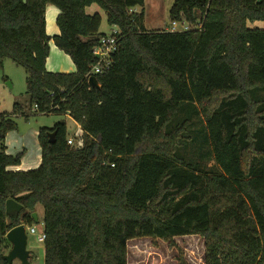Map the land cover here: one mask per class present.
Returning a JSON list of instances; mask_svg holds the SVG:
<instances>
[{"label": "trees", "instance_id": "trees-1", "mask_svg": "<svg viewBox=\"0 0 264 264\" xmlns=\"http://www.w3.org/2000/svg\"><path fill=\"white\" fill-rule=\"evenodd\" d=\"M47 3L59 9L57 34L46 30ZM93 3L120 30L98 86L86 75L104 35L100 12H86ZM144 5L0 0V66L9 58L27 74L29 104L12 114L62 113L82 129L69 144L65 120L41 127L39 166L12 170L22 153H7L5 136L17 123L0 115V241L10 245L12 227L35 224L40 204L44 264H128L133 238L178 248L174 238L192 234L205 239V264H264V28L248 26L264 21V0H174L171 21L200 20L201 30L147 29L144 12L132 10ZM50 41L74 72L47 69ZM196 112L202 126H193ZM192 139L207 146L217 172L180 153ZM9 198L19 212H6ZM177 263L189 264L183 251ZM0 264H9L4 253Z\"/></svg>", "mask_w": 264, "mask_h": 264}, {"label": "rangeland", "instance_id": "rangeland-1", "mask_svg": "<svg viewBox=\"0 0 264 264\" xmlns=\"http://www.w3.org/2000/svg\"><path fill=\"white\" fill-rule=\"evenodd\" d=\"M174 0H146L145 5L137 6L138 12H144V23L147 29H163L171 31L172 21L169 17V10ZM102 16L100 31L102 33H110L114 26H111L107 21L106 12L97 4L94 5ZM58 8L47 3L45 15L50 18L52 10ZM87 13H93L90 11ZM56 27H55V26ZM52 26V27H51ZM250 28H264V21L248 22ZM46 30L51 31L58 29L56 18L54 24L52 21L46 25ZM183 30V25L178 23L173 31ZM64 57H56L54 62L56 68L60 72H74L75 65L71 57L64 51H61ZM52 53H49V56ZM48 56V57H49ZM51 58V57H50ZM55 67V66H54ZM26 71L22 66L15 64L11 59L6 58L0 66V115L10 113L11 117L16 121L17 126L7 131L5 136L6 152L11 155L22 153L21 162L25 165L34 166L39 160L41 154L38 132L41 127H53L55 123L65 120L68 127V137L74 143H78L80 129L69 115L62 113H35L33 110H28V117L22 114H12L15 105L25 106L29 104V95L26 89ZM260 97H264V90L258 92ZM185 109H190L186 106ZM184 109V110H185ZM185 112L179 111L172 124L179 123ZM193 126H202L203 120L199 113L193 115ZM78 123V122H77ZM199 129L194 130V135ZM193 136V134H192ZM180 153L190 161L196 163L201 171L211 172L218 171L217 166L208 152L207 146L200 140H193L187 143ZM20 165V164H19ZM39 165V164H38ZM36 212L39 216V222L35 223L36 232L28 233V249L31 251L32 257L30 264H44L45 260V245L44 241H39L38 235L43 231V208L39 204ZM6 237V236H5ZM174 241L179 246L170 245L169 242L157 239L155 242L150 237H138L128 241V264H178L177 255L180 251L184 253L189 264H205V239L198 234L178 236ZM11 249V244L0 241V253H8ZM12 264H22L19 259H15Z\"/></svg>", "mask_w": 264, "mask_h": 264}, {"label": "water", "instance_id": "water-1", "mask_svg": "<svg viewBox=\"0 0 264 264\" xmlns=\"http://www.w3.org/2000/svg\"><path fill=\"white\" fill-rule=\"evenodd\" d=\"M89 82L93 86H98L99 82L95 75L90 76ZM55 133L56 131L49 132L50 134V141L55 140ZM23 205L16 201L13 198H9L6 201V212L8 214L20 211ZM32 216L35 223L39 222L38 213L36 211L32 212ZM26 223H20L14 227H12L7 233L6 238L11 244V249L8 253L4 254V258L8 261L9 264L15 259H19L22 264H30L31 258V251L28 249V233L26 231Z\"/></svg>", "mask_w": 264, "mask_h": 264}, {"label": "built area", "instance_id": "built-area-1", "mask_svg": "<svg viewBox=\"0 0 264 264\" xmlns=\"http://www.w3.org/2000/svg\"><path fill=\"white\" fill-rule=\"evenodd\" d=\"M178 23L183 25V30H190L192 28H196L198 30L202 29V22L200 20L195 26L186 22L172 21L173 28H175V25ZM119 34H120V30L117 27H115L112 29L110 33L108 34L104 33V35L100 37L98 45L95 46L94 48V52L97 56V61L89 70V72L86 74L88 78H90V76L92 75H96L98 73L104 72L111 67L112 54L118 49ZM68 143L74 144L71 138L68 139ZM111 165H114V163H112ZM26 231L27 233H35L36 232L35 224L27 225ZM45 238H46V234L43 230L38 235V239L39 241H44Z\"/></svg>", "mask_w": 264, "mask_h": 264}, {"label": "crops", "instance_id": "crops-1", "mask_svg": "<svg viewBox=\"0 0 264 264\" xmlns=\"http://www.w3.org/2000/svg\"><path fill=\"white\" fill-rule=\"evenodd\" d=\"M145 3H146V0H145ZM95 4H96V3H93L92 5L87 6V7H86V12H89V9H90V11H93V13L96 12V11L99 12V10L94 6ZM132 10L137 11V6L133 7ZM58 13H59V9H58V10H56V9L52 10V16H51V18L46 14V25H47V27H48V24L50 23V21H52L53 24H54V19L57 17ZM144 25H145V23H144ZM54 26H55V25H54ZM51 27H52V26H51ZM55 27H56V26H55ZM145 27H146V26H145ZM46 29H47V28H46ZM174 29H175V28H173V25H172V29H171V31H173ZM47 33H48L49 35L57 34V33H59V30H58L57 28L54 29V30L51 29V31H48V30H47ZM61 51H62V50L59 49V48L53 43V41H50V54L52 53V55H50V56L47 58L46 67H47L48 70H50V71H56V70H58V69L56 68L57 64L54 62V59H55L56 57H64ZM50 57H51V58H50ZM54 66H55V67H54ZM70 118H71V117H70ZM73 121H74V123H76L77 126L79 127V129H80V134H81V133H82V129H81L80 124L77 123L75 120H73ZM5 145H6V143H5ZM40 162H41V154H40V156H39V160L37 161V164H35L34 166H31V165H25V164H23V163L21 162L20 165L9 166L8 168H9V169H12V170H27V169H30V168H36V167H38V166H39L38 164H40ZM38 205H39V204H38ZM38 217H39V216H38ZM42 222H43V220H42Z\"/></svg>", "mask_w": 264, "mask_h": 264}]
</instances>
